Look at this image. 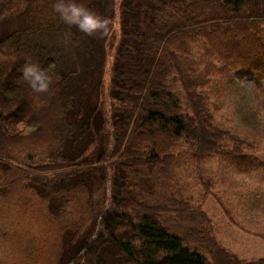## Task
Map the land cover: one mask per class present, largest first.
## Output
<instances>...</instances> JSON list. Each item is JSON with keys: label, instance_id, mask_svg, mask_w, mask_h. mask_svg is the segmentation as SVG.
Wrapping results in <instances>:
<instances>
[{"label": "trees", "instance_id": "1", "mask_svg": "<svg viewBox=\"0 0 264 264\" xmlns=\"http://www.w3.org/2000/svg\"><path fill=\"white\" fill-rule=\"evenodd\" d=\"M27 4L0 0V206L43 217L55 243L40 262L44 238L24 236L9 264H264L219 242L192 185L220 186L213 160L264 169L263 141L219 117L233 73L264 98V0H93L91 36L52 19L9 31ZM26 57L48 94L21 83Z\"/></svg>", "mask_w": 264, "mask_h": 264}, {"label": "rangeland", "instance_id": "2", "mask_svg": "<svg viewBox=\"0 0 264 264\" xmlns=\"http://www.w3.org/2000/svg\"><path fill=\"white\" fill-rule=\"evenodd\" d=\"M92 1L79 0L87 8ZM53 2L54 0H28L25 12L18 22L8 27L9 31L31 25L39 19L59 20L52 9ZM58 22L64 25L60 20ZM76 32L80 36L83 34L77 29ZM232 78L234 83L231 87L229 85L221 92L222 109L219 117L226 125L240 128L242 135L249 134L251 139L264 143V98L260 96L262 99L258 100L256 97L254 77L250 73H233ZM257 91L259 94V90ZM234 166L235 164L225 168L221 161L213 160L208 169L210 176L215 177L220 186L205 192L200 181L193 182L194 203L201 205L198 206V211L205 210L213 220L216 236L223 246L242 258L259 259L264 256V240L253 236L252 232L264 233V196L258 198L260 192L264 195V169L260 167L256 173L246 174L240 173ZM184 176H188V171ZM185 188L187 190V186ZM230 206L232 219L225 213V209L230 210ZM182 226L186 227L184 234L191 232L195 237L199 233H205L198 221L183 223ZM51 228L52 225L49 226L34 211L27 213L0 206V264H9L15 260L16 253L22 250L16 245L20 240L26 242L24 236L44 238L35 243L31 250L35 255H40L38 261L45 260L47 252L55 243L50 233Z\"/></svg>", "mask_w": 264, "mask_h": 264}, {"label": "clouds", "instance_id": "3", "mask_svg": "<svg viewBox=\"0 0 264 264\" xmlns=\"http://www.w3.org/2000/svg\"><path fill=\"white\" fill-rule=\"evenodd\" d=\"M53 11L66 26L76 28L80 33L91 36L105 28V21L91 9L83 6L79 0H54ZM22 73L21 83L26 85L29 95L48 94L52 87L49 71L30 57L19 69Z\"/></svg>", "mask_w": 264, "mask_h": 264}]
</instances>
